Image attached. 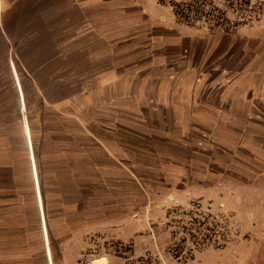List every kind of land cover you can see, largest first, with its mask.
<instances>
[{
	"label": "crops",
	"instance_id": "0c3cea01",
	"mask_svg": "<svg viewBox=\"0 0 264 264\" xmlns=\"http://www.w3.org/2000/svg\"><path fill=\"white\" fill-rule=\"evenodd\" d=\"M153 2L3 0L0 38L10 94L8 98L0 94V264H32L27 260L32 255L30 242L40 243L44 264H58L53 230L66 248L67 227H74L77 217L90 225L89 199L84 214L85 202L68 198L76 193L84 198L91 173L127 179L136 186V195L140 191L148 199L145 183L124 147L116 143L119 150L106 138L122 127L123 113L135 122L130 120L131 133L137 131L143 113L154 120L148 129L155 122L165 123L161 115L172 113V122H167L191 130L207 103L210 113L224 115L228 128L241 129L243 138L256 119L263 118L264 14L234 32L192 36L189 25L172 20L170 12L162 16ZM42 73L50 81L47 87L41 83ZM49 89L57 92L51 100ZM213 98L220 103H213ZM45 104L72 123L66 127L69 137L62 140L66 145L51 141L54 149L47 155L55 156L57 176L60 158L65 176L81 173L78 192L58 184L44 190L41 134L34 131L33 118L42 114ZM92 110L114 116H89ZM253 144L264 148V142ZM242 145L249 150L246 143ZM91 150L98 152L100 163L92 160ZM75 161L89 164L76 170ZM59 195H67L66 201L60 202ZM134 203L126 207L138 209ZM76 209L81 212L77 217ZM59 257L69 264L65 249Z\"/></svg>",
	"mask_w": 264,
	"mask_h": 264
},
{
	"label": "rangeland",
	"instance_id": "374dc122",
	"mask_svg": "<svg viewBox=\"0 0 264 264\" xmlns=\"http://www.w3.org/2000/svg\"><path fill=\"white\" fill-rule=\"evenodd\" d=\"M152 1L156 8L162 10V16L170 12L171 19L175 20L168 4L170 0H139L143 4H152ZM212 1L216 7L213 14L221 25L211 26L200 20L193 26L189 25L191 28L187 31L193 33L192 36L234 32L258 20L254 19L245 25L239 24L237 29L231 30L230 26L238 21L236 12L228 7L226 0ZM251 3L260 4L261 14L258 18L262 16L264 0H253ZM2 7L3 0H0V9ZM61 37L65 39L67 35ZM3 47L4 43L0 38V94L8 98L9 67L2 64ZM49 82L47 74L42 73V85L47 87ZM55 93L56 90L49 89L48 98L51 100ZM220 101L218 98L212 100L217 105ZM203 104L204 112L198 115L196 128L185 130L182 126L167 122L169 119L172 122L174 116L168 113L161 115L167 120L165 123L155 122L148 129L146 126L153 124L154 120L152 116L143 113V120H139L136 126L137 131H133L138 136L130 131L134 130L130 128L135 123L130 119V114L123 113L122 127L116 128L114 133H108L106 138L119 150L121 146L124 147L126 157L132 160L145 183L148 199L140 191L136 195V186L127 179H117L114 176L107 178L99 173H91L87 179L90 184L85 190L84 198L81 193L68 198L77 204L85 202V209L81 210L84 214L88 212L86 198L89 199L90 225L86 224V220L78 222L77 216L81 212L76 209L74 212L77 221L72 224L74 227L71 229V225L67 227L70 240L66 248L63 247L64 243L56 240L60 235L53 230L52 247L58 264H63L59 255L64 249L68 254L66 260L69 259V264L71 261L73 264H149V259L151 264H264V148L259 150L253 144L264 142V113L263 118L256 119L243 138L240 136L243 132L241 129L228 128L226 120L221 117L224 115L210 113L209 104ZM8 109L9 106H6L5 111ZM57 114L45 104L42 114L33 118L36 121L34 131L37 136L41 134L42 138L39 148L43 155L41 166L44 190L51 191L54 184H58L60 189L75 188L78 192L77 182L81 173H76L75 177L70 174L69 177L65 176L66 167L62 168L65 163L60 158L57 176V171H54L57 166L55 156L47 155L54 149L51 141L53 144V141L58 140L60 146L62 143L66 145V142H62L69 137L66 127L72 126L70 120L56 116ZM88 115L109 119L114 116L98 110H92ZM130 120L133 123L130 124ZM160 126L165 130L160 131ZM242 143H246L245 147L249 150H245ZM90 155L95 162H101L98 152L91 150ZM87 164L89 163L84 164L85 169ZM80 165L75 161L76 170L84 167L82 163ZM60 195L58 200L66 201L67 195ZM131 201L136 203L134 205L138 204V209L126 207V203ZM190 209L192 214H182ZM194 214H210L209 218L226 222L229 239L222 247L195 249L190 258L179 260L173 257L171 249L182 233L173 237L171 231L174 226H168V221L173 215L186 217ZM72 229L75 232L71 239ZM58 231L61 232L62 229L58 228ZM28 246L29 251H32V255L27 258L28 262L44 264L40 243L30 242Z\"/></svg>",
	"mask_w": 264,
	"mask_h": 264
},
{
	"label": "trees",
	"instance_id": "16d2710c",
	"mask_svg": "<svg viewBox=\"0 0 264 264\" xmlns=\"http://www.w3.org/2000/svg\"><path fill=\"white\" fill-rule=\"evenodd\" d=\"M228 7L237 14L238 21L230 26L231 30L237 29L239 24L245 25L261 14L260 4H252L250 0H226ZM172 7L175 20L179 23L193 26L203 20L211 26H220V21L213 14L215 6L212 0L168 1ZM208 10V11H206ZM220 11V9H218ZM223 13V12H221ZM192 214V210L182 212L183 215ZM210 214H194L186 217L173 215L168 221V226L173 225L172 236L182 233L172 246L173 257L186 260L192 256L195 249L208 246L222 247L229 239L227 223L215 218H209ZM141 261L143 258L140 259ZM149 264L152 261L148 260ZM156 264V263H155Z\"/></svg>",
	"mask_w": 264,
	"mask_h": 264
}]
</instances>
